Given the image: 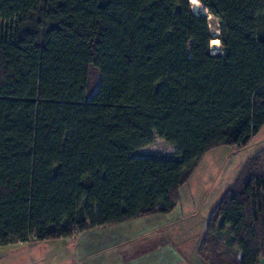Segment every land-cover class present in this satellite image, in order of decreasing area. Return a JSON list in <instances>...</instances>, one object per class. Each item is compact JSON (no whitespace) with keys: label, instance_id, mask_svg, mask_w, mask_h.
Returning a JSON list of instances; mask_svg holds the SVG:
<instances>
[{"label":"trees","instance_id":"1","mask_svg":"<svg viewBox=\"0 0 264 264\" xmlns=\"http://www.w3.org/2000/svg\"><path fill=\"white\" fill-rule=\"evenodd\" d=\"M194 1L217 38L191 0H0V246L168 214L206 153L264 128V0ZM154 136L174 156L137 152ZM197 252L264 260V148Z\"/></svg>","mask_w":264,"mask_h":264},{"label":"rangeland","instance_id":"2","mask_svg":"<svg viewBox=\"0 0 264 264\" xmlns=\"http://www.w3.org/2000/svg\"><path fill=\"white\" fill-rule=\"evenodd\" d=\"M202 11V7L197 8L195 14L207 16L214 34V30L218 29L216 28L217 21L208 18V15ZM214 36L217 38V35ZM216 41L219 43L218 46L211 45L214 54L221 51L220 42ZM92 76L94 77L91 79L93 86L96 85L97 80L95 73ZM262 148H264V128L243 148L219 147L205 154L189 181L180 189V204L184 216H193L196 220V223L191 226L195 230H190L193 238L196 233L204 231L206 217L230 187L245 160ZM174 149L173 145L166 144L154 136L151 144L138 149L137 152L144 155L172 157ZM79 238L80 235L75 234L66 239L3 245L0 246V264H77V261L76 263L75 261L68 262V256L71 260L75 259V256H82L77 248ZM227 250L233 251L230 247Z\"/></svg>","mask_w":264,"mask_h":264},{"label":"crops","instance_id":"3","mask_svg":"<svg viewBox=\"0 0 264 264\" xmlns=\"http://www.w3.org/2000/svg\"><path fill=\"white\" fill-rule=\"evenodd\" d=\"M182 211L179 204L168 214H153L80 234L77 248L82 256L66 258L77 264H209L197 252L203 230L193 238L190 230H195L191 226L196 220Z\"/></svg>","mask_w":264,"mask_h":264},{"label":"bare ground","instance_id":"4","mask_svg":"<svg viewBox=\"0 0 264 264\" xmlns=\"http://www.w3.org/2000/svg\"><path fill=\"white\" fill-rule=\"evenodd\" d=\"M191 6H192V8H193V12L195 13V11L197 10V8H201L200 7V5H199V3L197 2V1H194V0H191ZM202 13H206L207 15H208V18H212V16L211 15H209L208 13H207V11L204 9V8H202ZM213 26V25H212ZM217 28V27H216ZM219 34V29H215L214 30V35H218ZM219 41V40H218ZM213 44H216L217 46H218V42L216 41V40H213L212 41V43H211V45H213Z\"/></svg>","mask_w":264,"mask_h":264}]
</instances>
